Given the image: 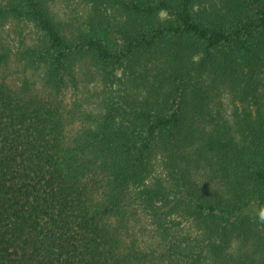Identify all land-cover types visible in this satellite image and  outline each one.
I'll return each instance as SVG.
<instances>
[{"label":"trees","instance_id":"16d2710c","mask_svg":"<svg viewBox=\"0 0 264 264\" xmlns=\"http://www.w3.org/2000/svg\"><path fill=\"white\" fill-rule=\"evenodd\" d=\"M56 2L0 0V264H264V0Z\"/></svg>","mask_w":264,"mask_h":264},{"label":"rangeland","instance_id":"374dc122","mask_svg":"<svg viewBox=\"0 0 264 264\" xmlns=\"http://www.w3.org/2000/svg\"><path fill=\"white\" fill-rule=\"evenodd\" d=\"M60 0H58V2H56L55 4H54V9L59 13V17H61L62 16V9H61V7H60ZM28 74H29V77H31V79L34 81V82H36L37 83V85H36V88H37V90L40 88V81H41V75H40V71L39 70H29L28 71ZM82 89V87H80L78 90H74L73 88H70L69 90H68V92L66 93V95H65V98L66 99H69L71 96H72V94H73V92H76V93H79V91Z\"/></svg>","mask_w":264,"mask_h":264},{"label":"clouds","instance_id":"9594fccd","mask_svg":"<svg viewBox=\"0 0 264 264\" xmlns=\"http://www.w3.org/2000/svg\"><path fill=\"white\" fill-rule=\"evenodd\" d=\"M165 15L166 13L163 12L160 13L161 18H163ZM257 218H258V222L264 223V206H261L257 211Z\"/></svg>","mask_w":264,"mask_h":264}]
</instances>
